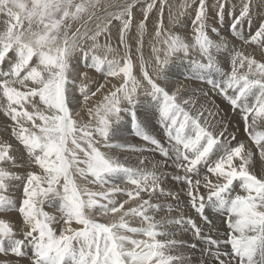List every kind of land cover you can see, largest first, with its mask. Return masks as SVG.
<instances>
[{"label": "snow or ice", "instance_id": "6c2138e0", "mask_svg": "<svg viewBox=\"0 0 264 264\" xmlns=\"http://www.w3.org/2000/svg\"><path fill=\"white\" fill-rule=\"evenodd\" d=\"M228 2L217 0L210 16L207 0H199L189 41L164 24L165 7L172 25L180 23L183 11L174 14L167 0H144L135 23L137 65L128 38L141 0H0V94L7 101L0 108L12 122L11 136L22 146L17 152L12 143L0 141V213L17 211L23 223L17 233L0 218V254H12L26 264H192L182 249L197 245L176 239L170 227L189 225L208 245L201 251L212 258L210 264H264V175L251 170L252 150L236 141L226 125L219 131L212 127L209 118L216 113L204 105L197 108L198 99L185 98L182 85L173 84L169 76L175 60L188 59L191 76L185 79L205 81L239 110L245 131L264 157V131L257 130L264 123V60L236 48L219 27L232 15V41L239 38L264 48V23L245 38L241 26L249 21L252 0L239 15L234 7L225 11ZM179 7L186 9L187 0ZM154 9L159 15L149 67L143 45ZM112 27H117L123 55L110 42ZM89 70L118 77L120 83L88 107L85 123L78 119L75 106L80 100L74 90L78 85L87 104L105 87L89 88ZM214 74L221 79L211 78ZM152 101L154 109L141 111L142 104ZM125 119L151 149L118 138ZM153 120L162 127L168 146L149 130ZM118 149L158 152L183 174L157 172L156 163L152 170L139 166L146 158L132 166ZM168 179L184 185L181 191L207 224L212 223L205 214L208 207L223 217V239L203 235L190 217L157 218L165 210L174 211L172 204L154 202L158 197L180 200L179 191L166 190ZM88 183L103 190H91ZM17 185L19 200L9 194ZM46 205L58 207L60 215L46 211ZM199 264L209 262L201 259Z\"/></svg>", "mask_w": 264, "mask_h": 264}, {"label": "rangeland", "instance_id": "374dc122", "mask_svg": "<svg viewBox=\"0 0 264 264\" xmlns=\"http://www.w3.org/2000/svg\"><path fill=\"white\" fill-rule=\"evenodd\" d=\"M120 2H123V0H120ZM148 2H151V0H148ZM167 2H168V5L171 6L172 12L174 14H179L181 11H183L184 14L179 17L180 23L178 25H172L169 22L168 7H165L164 17H163L165 27L168 28L170 31L180 33L182 36H185L187 39H189V41H191V37L193 35L192 21L194 20L195 12H196L199 0H187L188 7L186 9H183V10L179 6L182 3H184L185 0H167ZM246 2H247V0H229L228 6H226L225 11L230 12L232 10V8L234 7L236 15H239L240 8ZM143 3H144V0H141V6L134 9L135 19H134V23H133V28L131 29V31L129 33V38H128V43L133 46L132 47L133 60L135 63H137V65L139 63V60H138V57L136 56L135 43L139 39V36H138L136 28H135V23H136V21H139L141 19V11H142V7H143ZM207 3L209 5V8H208L209 15L212 16V15H214V13L216 11L217 0H207ZM251 8H252V12H251V16L249 18V21H247L244 25L241 26V31H242L243 36L245 38H247L251 33H254L261 23H264V0H252ZM158 15L159 14H158L156 9H154L153 12L150 13V19L147 23V29H146V33L144 36L143 51H144L145 59L149 61V67H151V63H152L151 57L153 55L151 52L150 45L153 43L154 26L157 22ZM231 22H232V15H227L224 22L222 24H219V27L223 30L224 35L229 38L230 42H234L236 48L243 51L246 55H252V56H255L257 59L264 60V48H262L258 45H255V44H245L239 38H236L235 41H232V37L229 36V25ZM114 24H116L115 21H114ZM210 24H211V21H210ZM111 33H112L111 40H110L111 44L114 47L119 46V42H118V38H117V27H112ZM213 38L218 39L215 36H213ZM103 42H104V39L101 38V43H103ZM123 53H124L123 46H119L118 55H123ZM247 53H249V54H247ZM253 53H255V54H253ZM256 54H258V56H256ZM193 58H195V57H193ZM5 67H7V66L5 65ZM78 70L81 72L85 71L82 63L80 65H78ZM137 74H139V73L137 72ZM89 75L92 77V82L89 83V88L92 91H95L99 84H104L105 87H104V89H101V92L97 93L96 96L91 97L90 100L87 102V104H84L82 97L79 96L78 85H77V88L74 90L77 98L80 100V103L75 106V110L77 112H79V114H80L78 119H80L82 122H85V123L88 122V120H89V117L87 115L88 107H92L97 101H99L102 98L101 93H106V91L108 89H111L114 85L118 86V84L120 83V78H118V77H106L103 74L97 73L93 70H89ZM169 76H170V79H171L173 84H175L176 86L182 85V88H181L182 91L181 92L185 98H187L188 96H194L198 99L196 107L199 108L200 105H204L206 108H209L213 112L216 113V115L209 118V123L212 127H214L217 131H219L222 129V126L226 125L228 132L233 133L236 136V141H243L245 143L246 149L250 148L252 150L253 158H252L251 170L254 171L257 175L259 173H260L259 175H264V157H261L259 155V150L257 149L255 143L251 140V138L248 136L247 132L245 131L244 123L241 119L240 111L239 110H233L231 105L229 104L228 100L225 97H223L222 95H220L217 91L213 90L211 88V85L205 83V81L185 79V77L191 76L190 63H189L188 59H183V60L177 59V60H175L170 67ZM211 78H215L218 81L221 79L219 74H214L213 77H211ZM16 86H19V85H16ZM189 88L195 89L196 90L195 93L187 92L186 90ZM202 93H208V95L205 97ZM229 94H231V92ZM6 103H7L6 98H4L2 96V94H0V105H4ZM40 106L43 107L42 104H40ZM141 107H142L141 111H144L145 108L154 109L155 101H152L151 104L145 102L144 104H142ZM29 110H31V109H29ZM205 116L207 117V112H205ZM11 123L12 122H11L10 118L6 117L3 114V109L0 108V141H7V142L12 143L14 149H16L17 152H19V151H22V146H20L19 143L15 140V138L11 136V132H10ZM148 128L152 132L153 135H155L157 138L162 139V141L165 143V146H168L167 136L164 134L162 127L159 126L157 121H154V120L150 121L148 124ZM5 129L8 130L7 134H5ZM130 129H131V125L128 123L127 119H125L122 122V124L118 130V136H119L118 138L121 141L126 140L129 144L135 145L139 148L151 149L153 147L151 144L144 141L142 138L136 137ZM232 130H234L235 132ZM257 130L258 131H261V130L264 131V123H262L261 127L258 128ZM249 131H251V129H249ZM131 139H132V141H131ZM139 139H140V141H139ZM222 139H223V137H222ZM236 141H232V143L235 144ZM116 153L117 154L122 153V159L124 157H126L128 163L132 166H138L139 159L146 158L145 163L143 165H139V166L144 167L148 170H152L153 163H156L157 164V168H156L157 172L163 171V172L171 174V175H176V174L182 175L183 174L182 170L178 171V170H175L173 167L169 166L170 162H168L166 164L165 160H164L165 158L160 153H157V152L154 153L151 150L144 151V152H137V151H127V150L118 149V150H116ZM149 154H151V155H149ZM147 155H148V157H147ZM151 156L153 159L151 158ZM137 157L138 158L140 157V158L138 159ZM136 159H138V160H136ZM134 163H135V165H133ZM146 163H148L149 166H147L148 164H146ZM203 174H204V170L201 169V175H203ZM90 179H91V177H89V180ZM78 182L84 183V181L81 180L79 177H78ZM119 182L121 183L122 187H125V186L131 187V185H125L122 181H119ZM165 184H166L165 185L166 190H175V191L180 192V200H179V202H177L174 199L169 198L167 196L158 197L154 202L161 203V204H165V203L172 204L174 211H173V213L172 212L168 213L165 210L164 212L157 214V218H159L160 215H167V214H168L167 216H170L171 218H179L181 216L186 217V218L190 217L192 220H195L197 222V224L201 227L203 235H211L212 238H218L219 237V238L223 239L224 233L227 231V228H226V225L224 223L223 217L220 216V218H218L219 214L215 211V209H212L210 207L206 208L205 214L208 216L209 220L212 222L211 225H209L200 217V215L196 212V210L190 206L189 197L187 196L185 191H181V189L184 188L183 184H181L177 181L171 180V179H168L165 182ZM87 187L90 188L91 190H94V191L103 190L101 188V186L98 184L88 183ZM236 187H237V190H239L238 182L236 183ZM200 191L204 192V189L201 188ZM9 194L12 195L17 200H19L20 195H21L20 190H19V185H17V190L10 191ZM120 198L124 199L126 197L122 196ZM45 210L49 211L50 213L55 214L57 216L60 215V213L58 211V207H51V206L46 205ZM0 218L6 219L10 223H12V225H13L14 229L17 231V233L21 232V230L23 228L22 217L20 216V214L17 211L0 213ZM108 219H110V218H108ZM104 221H105V218H101V222H104ZM72 226L77 227V225L75 223H73ZM170 227L172 228V230H174L176 232L175 238H177V237L182 238L185 236L189 237L188 240H183V241H185L186 244H188V245L196 244V245H198L199 248H201V250L204 249V247H208V245L204 241H201V240L199 243H193L195 241L193 239L194 238L198 239V238L194 235V232L189 225L170 226ZM174 227H176V228H174ZM61 228H62V225L57 226L58 231L61 230ZM192 232H193V234H191ZM25 249H26V251L30 252L31 246L26 244ZM185 249H182V251H184L186 255L191 257L192 264H199L198 261H200L202 259L199 256L200 254H197L198 255L197 256V255H194L193 252H187ZM189 249L191 250V248H189ZM229 249L230 248L222 250V251H229ZM206 258L210 264L212 258L211 257H205L204 259H206ZM27 259L30 260L31 256L29 255L27 257ZM5 261H7V264H26L25 260L17 258L15 256H13L12 254H7V255L0 254V264H4Z\"/></svg>", "mask_w": 264, "mask_h": 264}, {"label": "bare ground", "instance_id": "6f19581e", "mask_svg": "<svg viewBox=\"0 0 264 264\" xmlns=\"http://www.w3.org/2000/svg\"><path fill=\"white\" fill-rule=\"evenodd\" d=\"M263 5V4H262ZM228 8V7H227ZM260 8V7H259ZM229 11V10H228ZM255 19V18H254ZM260 22V21H259ZM258 23V22H257ZM257 26V25H256ZM247 35V34H246ZM241 44V43H240ZM252 51V50H251ZM254 51V50H253ZM250 52V51H249ZM259 52V51H258ZM251 53V52H250ZM257 53V52H256ZM247 54H249V53H247ZM253 54H255V53H253ZM260 55V54H259ZM256 56H258V54H256ZM185 85V84H184ZM182 91V90H181ZM186 93V92H185ZM218 98V97H217ZM206 99V98H205ZM217 100V99H216ZM203 103V102H202ZM205 103V102H204ZM142 108V107H141ZM198 108V107H197ZM218 116V115H217ZM219 120V119H218ZM228 122V121H227ZM224 123V122H223ZM215 124V123H214ZM228 124V123H227ZM152 128V127H151ZM232 131H234V130H232ZM237 131V130H236ZM262 131V130H261ZM235 132V131H234ZM236 134V133H235ZM119 137V136H118ZM135 138V137H134ZM128 139V138H127ZM131 141H132V139H131ZM139 141H140V139H139ZM137 152H139V151H137ZM155 153V152H154ZM158 153V152H157ZM146 155V154H145ZM149 155H151V154H149ZM153 155V154H152ZM131 156V155H130ZM136 157V156H135ZM142 157V156H141ZM146 157V156H145ZM147 157H148V155H147ZM131 158V157H130ZM134 158V157H133ZM138 158V157H137ZM140 158V157H139ZM138 158V159H139ZM151 158H152V156H151ZM138 159H136V160H138ZM153 159V158H152ZM165 160V159H164ZM153 161V160H152ZM133 162V161H132ZM145 163V162H144ZM146 164H148V163H146ZM163 164V163H162ZM167 164V163H166ZM133 165H135V163L133 164ZM147 166H149V164L147 165ZM157 168V167H156ZM167 168V167H166ZM157 170V169H156ZM172 172V171H171ZM260 174V173H259ZM258 174V175H259ZM170 182V181H169ZM167 184V183H166ZM165 184V185H166ZM171 184V183H170ZM168 185V184H167ZM170 186V185H169ZM173 213V212H172ZM168 215V214H167ZM220 216L221 215H218V218H220ZM12 219V218H11ZM14 219V218H13ZM15 220V219H14ZM197 220V219H196ZM202 220V219H201ZM216 220V219H215ZM209 226V225H208ZM174 228H176V227H174ZM222 228V227H221ZM180 231V230H179ZM191 234H193V232L191 233ZM193 236V235H192ZM188 236H185V237H177L176 239H179V240H188ZM192 240V239H191ZM193 240H195L193 243H199L200 242V240L199 239H196V238H194ZM202 241V240H201ZM204 248H206V247H204ZM187 252H193L194 253V255H197V254H200L199 256L202 258V259H204L205 258V255L204 254H202V251H201V248H199L198 247V245H197V247H196V249H189V248H186L185 249ZM222 250H225V249H222ZM229 251H230V249H229ZM198 256V255H197ZM207 259V258H206ZM198 263H199V261H198Z\"/></svg>", "mask_w": 264, "mask_h": 264}]
</instances>
